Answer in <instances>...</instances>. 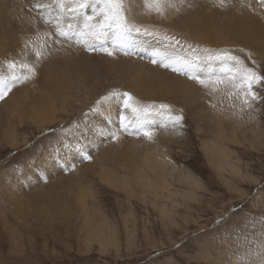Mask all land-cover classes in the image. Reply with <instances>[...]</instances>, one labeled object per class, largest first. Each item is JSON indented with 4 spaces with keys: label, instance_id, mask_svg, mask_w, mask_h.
<instances>
[{
    "label": "rangeland",
    "instance_id": "374dc122",
    "mask_svg": "<svg viewBox=\"0 0 264 264\" xmlns=\"http://www.w3.org/2000/svg\"><path fill=\"white\" fill-rule=\"evenodd\" d=\"M33 2L0 1V76L11 74L7 67L10 61L18 65L16 75L23 72L20 64H34L37 68L34 77L18 83L0 100V109L4 111V129L0 126V264H239L242 254L264 241V100L255 104L254 111H241L239 101L223 91L209 95L207 89L186 76L150 63L147 55L153 50L151 42L118 49L111 57L80 46L42 49V34L54 29L44 23L35 9L28 10ZM188 3L197 6L199 19L184 25L182 19L192 9L186 6ZM128 4L139 22L174 35L185 45L203 50L220 44L214 40L215 36L226 35L220 48L251 53L256 65L248 60L246 63L264 74V8L259 0H243V4L241 0H231L226 7L234 20L239 15H248L246 21L237 22L234 27L242 41H233L227 34L226 26L217 19L226 10L212 0H185L179 12L168 9L164 17L149 13L144 0H128ZM8 6L12 9L4 12L2 7ZM13 12L16 14L12 15ZM34 29L39 32L35 34ZM38 48L44 52L40 59L51 61L56 67L54 71L41 65L40 60L37 62ZM79 60L81 64L76 63ZM62 65L68 69H60ZM92 66L94 70L89 69ZM57 90L65 94V104L61 102L53 124L37 126L41 118H33L35 108L41 102H51ZM113 92H127L143 104H166L173 112L182 113L184 127L175 131L162 127L165 122L162 116H153L148 121L149 127L161 132V141L178 166L177 175L171 179L176 203L159 200L153 204V196L144 195L136 183L134 173L139 168L125 174L119 172L123 178H115L109 186L89 175L87 186L95 191V200L89 204L102 211L115 232L114 237L107 238L108 234H104L107 239L96 240L78 231L80 215L87 214L89 209L81 208L77 214L71 204L69 210H64L69 221H60L53 203L63 207L59 190L63 176L71 174L77 180L91 166L109 170L123 154L127 140L134 145L144 137L121 134L119 140H111L89 131L91 160L63 147L64 135L74 125L83 127L88 123L90 127L96 121L98 125L106 121L107 129L117 126L119 102L106 105L107 111L99 114L95 111L97 102L104 104L102 98ZM195 95L197 109L192 110L188 101ZM8 102L13 105L11 112L3 108ZM20 107L23 108L17 112ZM205 109L210 112L223 109L225 114H232L244 124V133L234 135L230 127L233 120H224L227 138L219 139L207 128ZM212 141L229 150L231 162L241 176L237 173L233 176L229 171L221 173L211 163L206 146ZM138 161L136 155L131 158V163ZM180 174L193 177L198 184L194 190ZM125 179L134 186L132 194L116 189ZM35 184L41 186L36 190L40 191V198L38 193L30 195ZM192 191V195L186 194ZM19 194L25 198L19 199ZM43 197H49L51 206H43L41 202L48 201L42 200ZM38 200L43 208L33 206L29 210L28 202ZM19 210H29V214L17 216ZM163 211L167 216L175 213L174 221L163 219ZM42 216L57 222L53 225ZM115 240L116 248H109V243ZM248 258L253 262L259 260L253 254Z\"/></svg>",
    "mask_w": 264,
    "mask_h": 264
},
{
    "label": "snow or ice",
    "instance_id": "6c2138e0",
    "mask_svg": "<svg viewBox=\"0 0 264 264\" xmlns=\"http://www.w3.org/2000/svg\"><path fill=\"white\" fill-rule=\"evenodd\" d=\"M221 9L231 0H212ZM149 13L164 17L165 11L173 9L179 12L185 6V0H144ZM243 4V0H241ZM264 8V0H259ZM192 7L191 3L186 5ZM247 6V5H245ZM35 9L46 25L54 32L45 31L40 48L51 50L53 46H80L90 52L100 51L107 56H114L116 50H126L129 46L151 42L154 55L150 60L174 73L182 74L194 81L212 95L223 91L230 98L239 101L241 111L255 110V104L264 100V74L258 67L249 66L246 60L256 65L252 54L244 49L209 50L185 45L174 35L161 32L154 26L144 25L132 14L128 0H34L29 11ZM28 45L25 44V47ZM125 54H128L125 51ZM242 54V55H241ZM44 55L39 48L35 51L37 62ZM9 76H0V100L20 82H25L37 73L34 64H20L22 74L16 75V61L8 62ZM202 70V71H201ZM104 104L97 102L96 113L107 111L106 105H117V126L107 129L106 121H101L97 129L84 123L83 127L74 125L64 135L63 147L72 154H81V158L91 160L90 141L87 132L92 131L111 140H119L121 134L144 136L152 140L157 129L148 126L153 116L164 117L163 128L172 131L184 127L182 113H175L166 104H143L130 93L113 92L104 96ZM215 107V105H213ZM130 114V115H129ZM77 133L79 135H77ZM72 166H69L71 170ZM39 178V177H38ZM264 227V222H262ZM249 254L259 257L258 261L249 260ZM239 264H264V241L250 248L248 253L239 257Z\"/></svg>",
    "mask_w": 264,
    "mask_h": 264
},
{
    "label": "bare ground",
    "instance_id": "6f19581e",
    "mask_svg": "<svg viewBox=\"0 0 264 264\" xmlns=\"http://www.w3.org/2000/svg\"><path fill=\"white\" fill-rule=\"evenodd\" d=\"M0 1L2 3H6L8 0H0ZM2 8L4 12L10 11L12 9L10 6L2 7ZM197 9H198L197 6L192 7V9L188 11L183 17L182 24L187 25L191 22H196V20L199 19V14L197 12ZM224 9L226 11H222L220 14H218L217 17L218 21L226 26L227 34H230L233 41H237V40L242 41L240 38L236 36V29L234 27L236 26L237 22H242L244 20L246 21L248 15L246 14L239 15L238 20L237 19L234 20V17H232L231 13L227 11L228 8H224ZM15 14L16 12L12 13V15ZM9 28L11 29V27ZM34 32L35 34H37L39 31L38 29H34ZM225 38L226 35L215 36L214 40L220 44L214 46H207L206 48L211 49L213 51L229 50L230 48H225V49L220 48ZM58 55L60 57L63 56L61 52H58ZM39 63L41 65L47 66L50 71H54L56 69V67L52 65L51 61H49L46 58L40 59ZM76 63L81 64L82 61L79 60ZM100 68L103 71V68L101 67V62H100ZM60 69L67 70L68 66L62 65ZM89 69L94 70V67L92 66ZM51 80H53V78H51ZM51 80H49V82H51ZM150 80H152L151 77ZM149 94H153V93L150 92ZM63 98L64 101H66L65 94L57 90V94H55V96L51 98V102H41V104H39V108H35V114H33V118L35 120L41 118L37 126L45 127L46 125L53 124V118L57 116L55 112H57V110L61 108V102H63ZM197 101L198 100L196 95L188 101V104L190 105L192 110L197 109V106L195 105V102ZM63 104H65V102H63ZM12 107L13 105L10 102H8L7 104L4 105L3 108L11 112ZM21 108L23 107L16 108V111L18 112L19 109ZM205 110H206L205 118L207 119V128L211 133H215V135L218 136L219 139L227 138L224 132L225 128L222 125L224 120H229V119L233 120V124L230 125V127L232 128L234 135L237 132L244 133L243 131L244 124H242L240 120H235L232 114L229 115L225 114L223 109H219L218 111H214V112H210L208 109ZM3 113L4 111L0 109V126L2 129H4V126L2 124ZM55 122H57V120H55ZM98 123L99 121L98 122L96 121V123L92 124L90 128L98 129L97 128ZM90 133L91 135L94 134L92 131H90ZM149 146L151 147V149H149ZM206 148H207L206 151L208 153V157L217 170H219L221 173H223V171H229L230 174H232L233 176L235 175V173L241 176L240 170H238V168L235 165H233V163L231 162L229 156L230 155L229 150L227 151V149H225L223 145H221L216 141H212L210 144H208V146H206ZM135 155L137 156L139 161L138 163H131V158H133V156ZM135 168H139V170L135 171L134 173L136 174V178H135L136 183L141 188L144 195L150 194L153 196V204L159 200L170 201L173 204L176 203V199H175L176 193L171 188L172 187L171 179L175 175H177L178 166L172 161L169 153L166 150L165 145L161 141V132L155 131L152 140H148L147 138L143 137L137 140L134 143V145L131 144L129 140H127V142H125V150H123V154L119 156V160H117V162H115V164H113V166H111L109 170H105V168H101V170H97L95 166H91V168H87V172H85V174H81V176H79L77 180H75V178H73L71 174H68L67 176H63V178H61L63 182L59 184V190H61V202H63V207L58 202L53 203L56 211L61 216L60 221H63L64 219H68L69 221L70 217L68 216L64 217V210H69V208H71V204H73V206H75V212H77V214H79V210H81V208H83V211L89 209V212L87 214L80 215L79 229H78L80 233H84L90 239L92 237H95L96 240H105L107 238L114 237L115 236L114 226H112V224L104 218L102 211H100L95 206V204L93 206L89 204L91 200H95V195H94L95 191H93L90 187L88 188L87 185L89 184V181L87 183L86 180L89 175H92L94 178L100 179L102 182L106 183L109 186V184H113V182H115V178H123L121 174H125V172H133ZM119 172H121V174ZM180 178H184L186 183L189 185L190 189L192 190H194L195 186L198 185L191 176H184L183 174H180ZM133 187L134 186L127 179H125L123 181V185L121 187L120 186L117 187L116 189L118 191H127L129 194H132ZM39 188H41L39 184H35V186H31L30 191L31 190L32 191L30 195L34 196L35 193H38L37 197H39L40 191H36L39 190ZM49 189L51 190V188ZM94 190L97 189L94 188ZM186 194L192 195L193 191L192 193L186 192ZM20 198H25V196L22 197L21 195L19 199ZM15 199L17 200V198ZM42 200H48L47 202L44 201L41 202L44 204L43 206H45V204H49V197L48 198L43 197ZM39 201L41 200L28 202L29 204L28 209L31 210L33 206H39V208H43V206L39 203ZM18 202L19 201H17V203ZM49 206H51V204H49ZM29 210L27 212L24 210H19L17 212V216L29 214ZM46 214L48 216H53V213L46 212ZM77 214H75L76 218H77ZM167 215L168 213L166 211H163L164 217L162 218L173 219L174 221L175 213L172 214L171 216H167ZM48 216H42V218L55 225V222H57V220ZM104 234H108L107 238L103 237ZM98 242L99 244L102 243L100 241ZM112 246L116 248L117 240H115L113 244L109 243V248Z\"/></svg>",
    "mask_w": 264,
    "mask_h": 264
}]
</instances>
